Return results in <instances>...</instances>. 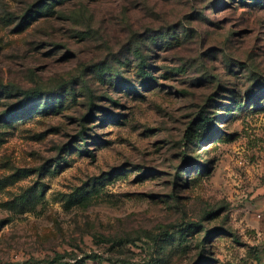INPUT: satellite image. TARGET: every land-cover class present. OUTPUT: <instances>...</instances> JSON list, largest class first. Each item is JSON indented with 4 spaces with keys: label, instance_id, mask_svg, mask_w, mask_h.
I'll return each mask as SVG.
<instances>
[{
    "label": "rangeland",
    "instance_id": "1",
    "mask_svg": "<svg viewBox=\"0 0 264 264\" xmlns=\"http://www.w3.org/2000/svg\"><path fill=\"white\" fill-rule=\"evenodd\" d=\"M44 1L0 0V264H264V0Z\"/></svg>",
    "mask_w": 264,
    "mask_h": 264
},
{
    "label": "trees",
    "instance_id": "2",
    "mask_svg": "<svg viewBox=\"0 0 264 264\" xmlns=\"http://www.w3.org/2000/svg\"><path fill=\"white\" fill-rule=\"evenodd\" d=\"M46 1H47V0H45L43 3H47V5H48L50 2H46ZM41 5H42V4H41ZM41 5H39V6H41ZM36 12H37V11H36ZM36 12H35V13H36ZM142 61H143V63H144V64H143V68H142V69H143V80L147 82V81L151 78V74H149V72H147L146 69H145V67H146L145 61H144V60H142ZM151 79H152V78H151ZM38 95H39V94H38L37 91H26L24 97H23L21 100H19V102L16 104V107H15L14 109H19V106L25 105L28 101H30V100L36 98ZM12 111H13V110H10V111L8 110V111L4 112V113H3V114H4V117H7ZM7 118H8V117H7ZM211 120H212L211 117H209V116H207V115L204 114V115L201 117V121H200V123H199V126H200V127H204V132H203V134H201V133L196 134L195 137H190L189 139H190L191 141H193L194 139H195V140H198V139L201 138V136H204V135L207 133V130H208L210 124H213ZM83 137H84V136H83Z\"/></svg>",
    "mask_w": 264,
    "mask_h": 264
}]
</instances>
